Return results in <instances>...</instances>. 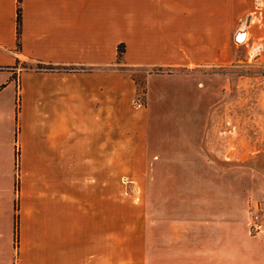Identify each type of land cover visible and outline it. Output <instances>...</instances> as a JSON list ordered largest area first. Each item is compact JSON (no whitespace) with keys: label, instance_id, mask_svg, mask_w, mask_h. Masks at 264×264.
<instances>
[{"label":"crops","instance_id":"obj_1","mask_svg":"<svg viewBox=\"0 0 264 264\" xmlns=\"http://www.w3.org/2000/svg\"><path fill=\"white\" fill-rule=\"evenodd\" d=\"M251 2L21 0L17 39V0H0V264H264L207 178L113 175L200 156L150 148L120 72L207 54Z\"/></svg>","mask_w":264,"mask_h":264},{"label":"rangeland","instance_id":"obj_2","mask_svg":"<svg viewBox=\"0 0 264 264\" xmlns=\"http://www.w3.org/2000/svg\"><path fill=\"white\" fill-rule=\"evenodd\" d=\"M241 14L222 42L209 43L205 55L120 72L132 86L130 113L139 109L145 115L150 148L170 144L185 153L198 149L200 156L167 161L164 167H114L113 175L207 178L210 191L234 194L242 230L264 242V0L244 4ZM72 136L65 135L66 143ZM20 175L15 168L17 188ZM66 175H72L71 168ZM18 220L19 199L14 233Z\"/></svg>","mask_w":264,"mask_h":264},{"label":"trees","instance_id":"obj_3","mask_svg":"<svg viewBox=\"0 0 264 264\" xmlns=\"http://www.w3.org/2000/svg\"><path fill=\"white\" fill-rule=\"evenodd\" d=\"M20 1L21 0H17V39L19 38V31H20ZM120 48V49H119ZM118 48V58H121L122 57V50H121V47ZM18 181L16 179L15 181V191L17 192L18 188ZM15 231L17 233V228H18V225L15 224Z\"/></svg>","mask_w":264,"mask_h":264},{"label":"built area","instance_id":"obj_4","mask_svg":"<svg viewBox=\"0 0 264 264\" xmlns=\"http://www.w3.org/2000/svg\"><path fill=\"white\" fill-rule=\"evenodd\" d=\"M38 70L47 71L48 69L40 67V68H38ZM136 104H137L138 107H141L142 106L141 100L137 99Z\"/></svg>","mask_w":264,"mask_h":264}]
</instances>
